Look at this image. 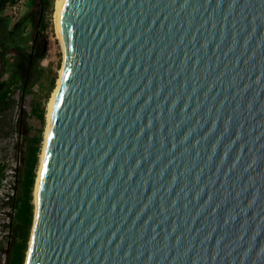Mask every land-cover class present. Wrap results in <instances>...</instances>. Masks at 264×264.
I'll return each mask as SVG.
<instances>
[{"label": "water", "instance_id": "obj_1", "mask_svg": "<svg viewBox=\"0 0 264 264\" xmlns=\"http://www.w3.org/2000/svg\"><path fill=\"white\" fill-rule=\"evenodd\" d=\"M25 264H264V0H66Z\"/></svg>", "mask_w": 264, "mask_h": 264}, {"label": "trees", "instance_id": "obj_2", "mask_svg": "<svg viewBox=\"0 0 264 264\" xmlns=\"http://www.w3.org/2000/svg\"><path fill=\"white\" fill-rule=\"evenodd\" d=\"M10 0H0V21L8 19L3 17L4 10ZM28 11L19 20L9 24L7 31L12 40L0 44V134L6 131L20 132L25 123L26 113L22 106L24 96L30 94L35 80L42 73L40 62L44 59L43 46L47 41L49 30L53 29L52 13L55 0H28ZM49 13L50 19L46 18ZM8 24L10 20H5ZM31 27L34 38L31 43L23 42V34ZM5 26H3V29ZM6 30V29H5ZM20 32L23 34L20 35ZM18 40L15 38L18 37ZM10 50L16 51V63L9 78H4L6 54ZM21 97L16 100L17 93ZM17 109V120L12 125L7 123L8 115ZM36 113V109H33ZM42 123L45 122L46 110L40 109L37 114ZM33 144L28 145L23 175L18 196L12 197L13 219L11 221V240L9 242V256L7 264H25L29 240L34 221L35 205L33 203V190L37 177L40 160L42 134L29 139ZM5 167L0 166L2 180L5 178ZM4 177V178H3ZM9 197V196H8Z\"/></svg>", "mask_w": 264, "mask_h": 264}, {"label": "rangeland", "instance_id": "obj_3", "mask_svg": "<svg viewBox=\"0 0 264 264\" xmlns=\"http://www.w3.org/2000/svg\"><path fill=\"white\" fill-rule=\"evenodd\" d=\"M28 1V0H27ZM24 4L23 10L20 13V17L23 16L28 11V2ZM8 6V5H7ZM6 6V8H7ZM6 8L2 14L4 18L0 21V44L1 41L7 44L12 40V36L7 32L10 29L9 24L13 23L12 19ZM46 18L50 19L49 13H46ZM5 20H10V23H6ZM3 26L5 28L3 29ZM6 29V30H5ZM23 32H20L22 35ZM19 36L15 39L18 40ZM34 38L33 31L31 27L27 28L26 32L23 34V42L28 44L32 42ZM44 59L40 62L42 68V73L35 80V83L30 91V94L23 97L21 103L23 109L26 113L25 123L22 125L20 132L16 131H6L7 133L0 134V166L5 167V178L2 180L0 174V264H7L9 256V242L11 238V221L13 219V208H12V197L18 196L20 193L21 179L23 175V168L25 165L27 147L33 142L29 139L38 137L42 134V144L40 151V159L42 155L44 137L46 132L47 120L45 115V122L38 117L40 109L45 108L46 114L48 111V103L52 96L53 91L57 87V82L59 79L60 69L63 65V53L59 42L56 37L54 28L49 30L47 35V41L43 46ZM16 51L10 50L6 54V64L4 70V78H9L10 74L16 63ZM1 71V62H0ZM55 88V89H54ZM21 97L18 92L16 95V100ZM36 109V113L33 109ZM18 111L15 109L7 117V123L12 125L17 120ZM0 117V122H1ZM40 165V160H39ZM39 165L37 169V177L39 171ZM36 177V180H37ZM36 185V182H35ZM34 191L33 190V203H34ZM9 196V197H8ZM35 204V203H34Z\"/></svg>", "mask_w": 264, "mask_h": 264}, {"label": "bare ground", "instance_id": "obj_4", "mask_svg": "<svg viewBox=\"0 0 264 264\" xmlns=\"http://www.w3.org/2000/svg\"><path fill=\"white\" fill-rule=\"evenodd\" d=\"M65 2H66V0H55V2H54V11L52 13L53 14L52 15V21H53L54 32L56 34V37L59 39V42H60V45H61V48H62L63 56L65 55V47H64V42H63L62 33H61L60 18H61V13H62L63 7L65 5ZM19 19H20V15H19V17L14 19V21H17ZM62 70H63V65H62V68L60 69V74H59V79H58V82H57V86L60 83V76L62 74ZM56 92H57V87L53 91L52 96L50 98V101L48 103V111H47V114H46L47 126H46V132H45V137H44V145H43L42 155H41V159H40L38 177H37L36 185H35L34 203H36V196H37L36 194H37V190H38L39 172H40L41 164H42V160H43V153H44V149H45V141H46V137H47V134H48V125H49V121H50V118H51V112H52V108H53V103H54Z\"/></svg>", "mask_w": 264, "mask_h": 264}, {"label": "built area", "instance_id": "obj_5", "mask_svg": "<svg viewBox=\"0 0 264 264\" xmlns=\"http://www.w3.org/2000/svg\"><path fill=\"white\" fill-rule=\"evenodd\" d=\"M26 0H10L6 11L12 19L19 17Z\"/></svg>", "mask_w": 264, "mask_h": 264}]
</instances>
